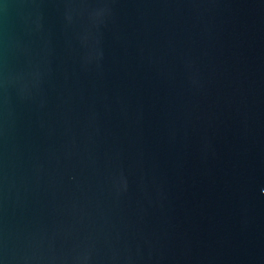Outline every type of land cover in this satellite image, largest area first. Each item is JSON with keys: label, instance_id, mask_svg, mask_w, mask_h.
Listing matches in <instances>:
<instances>
[{"label": "water", "instance_id": "obj_1", "mask_svg": "<svg viewBox=\"0 0 264 264\" xmlns=\"http://www.w3.org/2000/svg\"><path fill=\"white\" fill-rule=\"evenodd\" d=\"M0 264H264V0H0Z\"/></svg>", "mask_w": 264, "mask_h": 264}]
</instances>
